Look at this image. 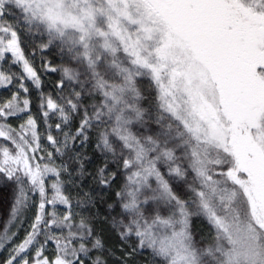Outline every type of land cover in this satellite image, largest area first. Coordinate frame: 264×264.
Returning <instances> with one entry per match:
<instances>
[{"label": "trees", "instance_id": "1", "mask_svg": "<svg viewBox=\"0 0 264 264\" xmlns=\"http://www.w3.org/2000/svg\"><path fill=\"white\" fill-rule=\"evenodd\" d=\"M0 26L26 64L0 99L1 243L27 237L68 264H249L237 253L257 240L262 261L250 263L264 264V228L227 178L235 159L193 139L151 80L73 57L36 21L16 28L0 11ZM19 139L36 146L37 178L12 162Z\"/></svg>", "mask_w": 264, "mask_h": 264}, {"label": "rangeland", "instance_id": "2", "mask_svg": "<svg viewBox=\"0 0 264 264\" xmlns=\"http://www.w3.org/2000/svg\"><path fill=\"white\" fill-rule=\"evenodd\" d=\"M0 11L16 28L36 21L90 65L151 80L162 108L193 139L229 151L227 178L249 200V220L264 228V0H0ZM8 31L0 26V99L26 73L6 51ZM18 141L12 162L37 178L36 146ZM252 224L242 233L252 235ZM240 230L227 229L239 250ZM26 238L2 243L0 253L12 254L7 264H68ZM254 243L237 253L249 264L262 261Z\"/></svg>", "mask_w": 264, "mask_h": 264}, {"label": "flooded vegetation", "instance_id": "3", "mask_svg": "<svg viewBox=\"0 0 264 264\" xmlns=\"http://www.w3.org/2000/svg\"><path fill=\"white\" fill-rule=\"evenodd\" d=\"M8 240H10V242H11V238L9 237V236H7V238H5L3 241H2V243L3 242H6V241H8ZM1 242H0V247L3 245ZM11 247V246H10ZM8 255V254H7ZM9 255L10 256H12L10 253H9ZM9 260V259H8ZM8 260H7V262H6V264L8 263Z\"/></svg>", "mask_w": 264, "mask_h": 264}]
</instances>
